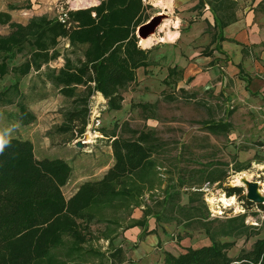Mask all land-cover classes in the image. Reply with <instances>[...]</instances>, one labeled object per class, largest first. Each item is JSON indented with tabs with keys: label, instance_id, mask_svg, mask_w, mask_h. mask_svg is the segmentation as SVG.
I'll return each instance as SVG.
<instances>
[{
	"label": "rangeland",
	"instance_id": "obj_1",
	"mask_svg": "<svg viewBox=\"0 0 264 264\" xmlns=\"http://www.w3.org/2000/svg\"><path fill=\"white\" fill-rule=\"evenodd\" d=\"M141 1L140 24L132 26L139 45L144 40L138 35L141 25L156 16H161L162 24L148 37L153 39L149 65L137 70L136 82L120 91L114 105L101 94L90 95L85 86H78L74 97L66 96L53 81V75L67 60L74 65L85 60L86 45H73L67 38H59L50 50L58 57L40 68L31 67L26 75L16 69L31 58V43L13 56L0 57V64L4 61L8 66V72L0 74V92H7L12 100L0 103V132L11 129L10 138L30 140L38 159L60 158L69 163L70 177L62 187L67 200L81 184L101 179L114 165V133L133 138L134 131L151 132L157 144L156 166L130 181L133 188L134 183L143 186L142 190H133L134 199H116L107 206L100 201L102 211H96L90 222L77 220L83 230L80 241L65 237L64 243L39 264H161L166 253L176 255L185 248L212 243L200 220L208 222L215 240L233 244L227 251L232 258L241 250H250L257 239L264 237V204L262 207L253 203L246 208L238 195L234 196L235 205L225 206L220 201L222 196L231 198L225 189L239 184L237 177L243 173L258 181L264 194V128L260 130L259 119L253 114L240 113L243 106L238 105H244L241 90L245 85L221 68L225 60L213 39L219 37V29L211 9L217 1ZM99 3L100 0H0V12H8L13 21L27 24L42 15L63 20L69 10ZM225 9L228 15L220 8L219 14L236 17L239 2ZM9 32L8 25L0 24V34ZM172 67L176 72L167 77ZM188 68L194 69L192 73L196 75L188 77ZM201 70L213 78L222 74L223 84L215 88L211 81L195 85ZM83 98L89 102L91 116L81 134L69 127L67 118L76 109V101ZM20 104L35 115L32 123L20 122ZM232 111L237 115H230ZM217 122H231L232 126L213 133L209 128ZM77 142L82 147H77ZM241 167L245 169L236 172ZM240 186L245 195L246 187ZM192 216L201 219L192 221ZM242 221L248 227L245 231ZM228 225H237L238 230L222 235ZM241 231L250 235H242ZM152 236L157 242L145 246Z\"/></svg>",
	"mask_w": 264,
	"mask_h": 264
},
{
	"label": "trees",
	"instance_id": "obj_2",
	"mask_svg": "<svg viewBox=\"0 0 264 264\" xmlns=\"http://www.w3.org/2000/svg\"><path fill=\"white\" fill-rule=\"evenodd\" d=\"M216 1L218 4L212 5L214 20L223 28L227 21L225 16L218 14V9L236 5V1ZM141 9V0H100L96 6L69 10L63 20L42 15L33 17L27 24L13 21L8 12H0V24L10 27L8 34H0V57L13 56L25 44L31 43V58L16 69L26 75L31 67L40 68L58 57V54H50V50L59 38H67L73 45H86L85 60L79 65L67 60L53 75V81L66 96L74 97L77 87L85 86L90 95L101 94L114 105L120 91L136 82L137 70L149 65L151 48L140 46V39L132 29L140 24ZM7 72L8 66L3 61L0 74ZM175 72L176 68H171L167 77H172ZM7 94L0 92V103H12ZM76 103L67 123L71 129L83 134L90 122L89 102L83 98ZM19 119L23 125H28L35 120V115L20 104ZM230 125L217 122L209 129L219 133ZM134 132L133 138L111 135L114 165L101 179L81 184L68 200L62 187L70 177L69 163L60 158L38 159L30 140L10 138V146L0 154V264H39L64 243L65 237L80 241L83 230L77 220L90 222L96 211L101 210L100 201L107 206L116 199L133 200V190H142L143 186L134 183L136 187L133 188L130 181L135 175L156 166L154 152L157 145L153 133ZM244 169L241 167L236 172ZM225 191L228 197L240 196L246 208L254 205L243 194V186L227 187ZM192 217V221L201 219ZM200 221L212 243L185 248L177 255L166 253L162 264H264V237L257 239L250 250H241L232 258L227 251L233 244L215 240L208 222ZM242 227L244 231L248 228L243 221ZM236 230L237 225H228L222 235L233 234ZM244 231L240 233L248 237L250 234Z\"/></svg>",
	"mask_w": 264,
	"mask_h": 264
},
{
	"label": "crops",
	"instance_id": "obj_3",
	"mask_svg": "<svg viewBox=\"0 0 264 264\" xmlns=\"http://www.w3.org/2000/svg\"><path fill=\"white\" fill-rule=\"evenodd\" d=\"M234 1H238L240 5L236 17L229 16L231 19H228L227 10L223 9L227 15L221 16H225L227 22L223 28H220L215 22L219 29V37L214 36L213 39L215 42L217 41L220 57L225 60L224 62L220 61L224 73L230 78L235 76L238 82L245 85L241 90V96L245 97L244 105H238L243 106L240 113L253 114V118L259 119L258 123L261 124V130L264 128V0ZM211 9H213L212 6ZM187 71L190 73L188 77L196 75V73H192L194 71L192 68H188ZM203 72L201 70L194 79L195 85L211 81L210 85L215 88V86L222 85L225 80L222 74L213 78L208 73ZM230 115H237L236 111L230 112ZM224 123H229L231 124L230 127L232 126L231 122ZM155 242L157 239L152 236L144 245L147 246ZM183 251L185 249L179 253Z\"/></svg>",
	"mask_w": 264,
	"mask_h": 264
},
{
	"label": "water",
	"instance_id": "obj_4",
	"mask_svg": "<svg viewBox=\"0 0 264 264\" xmlns=\"http://www.w3.org/2000/svg\"><path fill=\"white\" fill-rule=\"evenodd\" d=\"M162 24L161 16H156L150 22L141 25L138 29L140 38L146 39L154 34L159 26ZM77 147H82L81 142H77ZM242 185L246 187V199L255 204H264V194L260 191V183L258 181L249 180L247 178L241 179ZM240 185H228L227 187H234Z\"/></svg>",
	"mask_w": 264,
	"mask_h": 264
},
{
	"label": "bare ground",
	"instance_id": "obj_5",
	"mask_svg": "<svg viewBox=\"0 0 264 264\" xmlns=\"http://www.w3.org/2000/svg\"><path fill=\"white\" fill-rule=\"evenodd\" d=\"M152 41H153V39H151V38H148V39H144V40H142L141 41V46L142 47H149L150 45H151V43H152ZM91 140V135H88V141H90ZM242 178H247V179H249L250 180V178H251V175L249 174V173H243V176H239V177H237V182L239 183V184H232V185H241L242 184V182H241V179ZM235 180V179H234ZM240 181V182H239ZM260 191H261V193H263L262 192V189H260ZM212 201H214V200H212ZM220 201L221 202H223V204L225 205V206H231V205H233L234 203H235V198H234V196H231V198H227V197H225V196H222V197H220ZM235 205V204H234Z\"/></svg>",
	"mask_w": 264,
	"mask_h": 264
},
{
	"label": "clouds",
	"instance_id": "obj_6",
	"mask_svg": "<svg viewBox=\"0 0 264 264\" xmlns=\"http://www.w3.org/2000/svg\"><path fill=\"white\" fill-rule=\"evenodd\" d=\"M10 132L11 129L0 132V154H2L6 147L10 146Z\"/></svg>",
	"mask_w": 264,
	"mask_h": 264
}]
</instances>
